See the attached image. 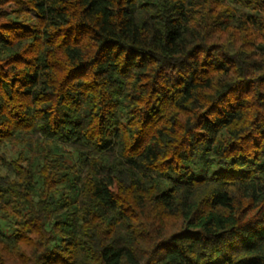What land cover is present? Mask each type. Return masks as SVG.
<instances>
[{
    "label": "trees",
    "instance_id": "16d2710c",
    "mask_svg": "<svg viewBox=\"0 0 264 264\" xmlns=\"http://www.w3.org/2000/svg\"><path fill=\"white\" fill-rule=\"evenodd\" d=\"M0 264H264V0H0Z\"/></svg>",
    "mask_w": 264,
    "mask_h": 264
},
{
    "label": "rangeland",
    "instance_id": "374dc122",
    "mask_svg": "<svg viewBox=\"0 0 264 264\" xmlns=\"http://www.w3.org/2000/svg\"><path fill=\"white\" fill-rule=\"evenodd\" d=\"M32 14V16H34V14L33 13H31ZM2 230V229H1ZM4 233H8L7 231H5V230H2Z\"/></svg>",
    "mask_w": 264,
    "mask_h": 264
}]
</instances>
